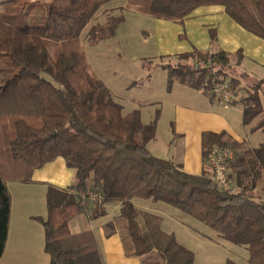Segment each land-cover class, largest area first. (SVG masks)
Masks as SVG:
<instances>
[{
	"label": "trees",
	"instance_id": "1",
	"mask_svg": "<svg viewBox=\"0 0 264 264\" xmlns=\"http://www.w3.org/2000/svg\"><path fill=\"white\" fill-rule=\"evenodd\" d=\"M117 1L50 0L44 26L11 23L21 0H8L0 12V55L8 57L12 69L0 85V257L10 216L5 181L27 182L35 169L61 158L73 169L74 184L72 192L49 186L46 193L43 247L49 264H102L92 232L71 233L69 222L82 213L101 217L108 203L120 206L105 231L120 233L127 254L153 257V264H196L194 253L161 229L162 216L137 207L135 199L173 205L212 230L213 240L246 248L248 264H264V192L257 189L264 183V141L245 148L224 132H204L198 174L152 154L148 143L159 113L143 123L138 109L122 112L112 91L91 73L81 47L82 34L89 44L114 34L123 17L122 8L111 6ZM126 1L148 16L174 22L199 6L220 5L241 28L264 40V0ZM226 54L192 50L177 55L175 65L161 66L168 82L188 84L209 98L217 83L241 90L242 123L259 117L254 129L264 132V75L241 86L246 74L235 76ZM235 54L241 57L240 51ZM196 59L205 67H196ZM214 142L236 151L229 190L212 180L204 161ZM93 193L98 197L89 201ZM223 264L237 262L228 258Z\"/></svg>",
	"mask_w": 264,
	"mask_h": 264
},
{
	"label": "crops",
	"instance_id": "2",
	"mask_svg": "<svg viewBox=\"0 0 264 264\" xmlns=\"http://www.w3.org/2000/svg\"><path fill=\"white\" fill-rule=\"evenodd\" d=\"M111 6L137 11L133 6L128 5L126 0H119ZM148 17L153 18L150 15ZM153 22L156 44H158V57L160 58L174 57L178 60L177 55L181 53H190L192 50L207 52L213 48L226 52L230 59L233 54L240 51L242 58L240 60L249 59L263 69L262 75H259L260 77L257 79L250 74L251 72L245 70L234 74L238 77L241 74H246L244 78L239 77L241 86L246 85L249 80H258L264 75V40L241 28L227 15L223 6L215 4L199 6L181 22L162 18H153ZM212 35L214 40H212ZM231 67L236 68L234 64ZM183 92L190 93L191 103L174 104L172 109L173 121L171 122L172 136L177 138L179 146L175 156L166 159H172L175 163L180 164L182 169L188 173H200L203 168L201 134L207 131L224 132L230 140L244 142L243 147L245 148L257 146H250L246 139L238 134L239 123H233V117L228 112L231 109L229 106L232 104L209 98L200 90L189 92L185 89ZM140 116L142 122L147 123L144 122L141 114ZM237 117V120L241 119L242 112L241 116ZM258 118L254 119L253 122L256 123ZM259 130L262 129L259 128ZM150 142L148 143V150L150 149ZM232 162L229 164V174L233 177ZM73 179V169L66 167L61 158H56L39 169H35L31 180L27 182L5 181L10 196V216L0 264H49V255L43 247L45 245L43 221L47 219L48 215L46 193L49 186L72 192ZM257 186V189L264 190L263 182ZM134 204L143 210L156 212L152 209L153 207L147 206L144 200H134ZM107 206L105 204V214L101 217L89 219L87 213H82L70 219L69 229L71 233L87 230L92 232L97 246L98 258L102 264H152L147 260L152 261L153 257L150 259L148 258L150 256L147 255L137 257L127 254L118 231L109 235L106 233L105 224L117 216L120 205L116 203L115 211L111 214H109ZM202 236L206 239L203 241H206L204 243L207 245L210 243L220 245L224 242L220 243L210 238L213 236L211 232H203ZM179 243L184 244L188 249L190 248V245L185 242L179 241ZM195 263L197 264V262Z\"/></svg>",
	"mask_w": 264,
	"mask_h": 264
},
{
	"label": "rangeland",
	"instance_id": "3",
	"mask_svg": "<svg viewBox=\"0 0 264 264\" xmlns=\"http://www.w3.org/2000/svg\"><path fill=\"white\" fill-rule=\"evenodd\" d=\"M7 1L0 0V12L3 11ZM49 1L21 0L16 6L11 23L16 27L46 25ZM118 13L123 15L122 21L111 37L98 41L97 44H89L82 34L81 47L86 56L85 60L91 73L106 84L105 86L112 91L114 99L122 105V112L138 109L144 122L147 123L153 121L156 112L159 113L155 122V135L149 144V150L156 156L171 158L175 156L179 146L177 138L172 136V109L175 103H191L190 93H184L185 89L189 92L198 89L177 80L168 82L167 71L161 64L175 65L178 60L174 57L169 59L158 57L153 18L130 8L122 9ZM97 19H102L101 14ZM230 59L236 67L234 71L231 68L235 75L245 70L251 72L250 74L257 79L263 73L262 67L249 59L240 60L242 58L236 54H233ZM8 62V57L1 54L0 85L12 74L11 64ZM246 85L249 86V83L247 82ZM261 98L264 108V95ZM240 106V104H232L228 112L233 117V123H239L238 134L245 138L250 146H256L264 141V133L262 130L254 129L257 122L243 124L242 118L237 120V116H241L242 112ZM144 202L147 206L153 207L152 209L156 211L154 213L162 216V229L172 232L178 242L190 245L189 249L194 253L197 264H222L228 258L236 261L237 264H248V250L243 246L229 242L207 245L204 243L206 241H203L206 239L203 238L202 233L214 234L207 226L169 203L161 201L155 203L151 200H144ZM115 204H107L109 214L114 213ZM153 260L152 258V261H147L155 262Z\"/></svg>",
	"mask_w": 264,
	"mask_h": 264
},
{
	"label": "built area",
	"instance_id": "4",
	"mask_svg": "<svg viewBox=\"0 0 264 264\" xmlns=\"http://www.w3.org/2000/svg\"><path fill=\"white\" fill-rule=\"evenodd\" d=\"M194 64L198 68H204L205 62L202 60H194ZM218 101L227 104H239L243 99V92L235 90L227 83H217L212 86L211 92ZM236 151L234 148L226 144L212 143L204 155V161L210 170L212 180L222 189L229 190L233 186L232 179L230 178L229 164L234 160ZM98 197L97 193L90 194L89 201H94Z\"/></svg>",
	"mask_w": 264,
	"mask_h": 264
}]
</instances>
